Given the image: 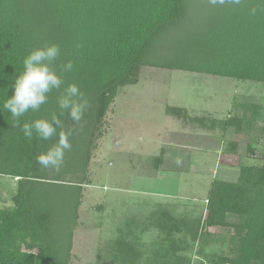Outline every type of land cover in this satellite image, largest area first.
I'll use <instances>...</instances> for the list:
<instances>
[{
    "label": "trees",
    "instance_id": "16d2710c",
    "mask_svg": "<svg viewBox=\"0 0 264 264\" xmlns=\"http://www.w3.org/2000/svg\"><path fill=\"white\" fill-rule=\"evenodd\" d=\"M261 2L212 7L207 0H0V176L17 178L12 205L0 207V264H68L93 148L91 135L118 89L136 83L141 66L264 83V11L248 13L252 3ZM203 9L210 15L206 26L187 29ZM46 42L60 46L52 67L59 72L58 65L71 59L73 71L65 73L64 85L48 94L39 111L22 116L20 124L50 120L53 111L59 113L57 96L68 83H75L91 102L83 131L69 137V152L78 164L65 162L58 173L61 179L50 176L35 159L58 136L44 141L34 134L30 141L25 139L3 107L23 71V58ZM246 106L253 108L250 117L232 109L219 121L199 117L192 121L209 130L219 127L222 133L229 128L236 134L245 132L253 152L264 139V124L255 125L260 106ZM166 113L187 119L178 107H167ZM60 118L65 129L72 126L67 113ZM238 145L230 140L226 147L236 152ZM207 193L204 225L196 227L191 241L197 243L198 253L214 244L211 255L198 264H264V150L261 164L241 165L232 182L213 179ZM230 214L237 216V223L226 222ZM155 217L165 218L167 224L152 222L151 227L163 229L165 235L151 252L128 230L97 254L105 251L112 264H135L144 254H150L151 264H190L179 254L186 249L181 246L185 242L172 236L180 225L164 210L153 213ZM214 226L232 227L227 251L221 245L216 249L217 238L203 229Z\"/></svg>",
    "mask_w": 264,
    "mask_h": 264
},
{
    "label": "rangeland",
    "instance_id": "374dc122",
    "mask_svg": "<svg viewBox=\"0 0 264 264\" xmlns=\"http://www.w3.org/2000/svg\"><path fill=\"white\" fill-rule=\"evenodd\" d=\"M205 11H199L187 29L202 30L210 18ZM246 105L260 106L255 125L261 127L264 83L141 66L136 83L118 89L91 135L93 148L68 264H112L104 256L105 251H97L128 230L139 236L145 249L153 250L165 233L151 224L157 220L164 225L167 221L162 217L153 219L152 215L162 210L180 225L178 232H172L175 240L185 242L181 246H187L180 255L189 258L190 264L211 255L214 243L198 253L197 243L191 241L196 227L204 225L209 185L213 179L235 181L241 165L261 164L264 139L250 152L245 132L236 134L229 128L222 133L219 127L209 130L192 119L219 121L232 109L250 117L253 108ZM167 107L181 108L187 119L168 115ZM230 140L238 142L236 152L227 150ZM71 155L65 152L66 164L77 165L78 160ZM50 176L61 179L51 171ZM16 180L0 176L1 208L12 205ZM226 222L237 223L238 218L230 214ZM203 229L217 238L216 249L221 245L228 250L232 227ZM148 256L144 254L135 264H151Z\"/></svg>",
    "mask_w": 264,
    "mask_h": 264
},
{
    "label": "clouds",
    "instance_id": "9594fccd",
    "mask_svg": "<svg viewBox=\"0 0 264 264\" xmlns=\"http://www.w3.org/2000/svg\"><path fill=\"white\" fill-rule=\"evenodd\" d=\"M246 0H207L212 7L224 5H242ZM257 11H264V2L252 3L248 13L255 16ZM79 48L80 45H75ZM60 46L46 42L42 47L31 49L23 58V71L15 78L13 91L4 100L3 107L10 112L14 126L21 128L23 136L31 140L35 134L40 140H50L58 136L55 143L46 151L37 153L36 163L44 170L59 173L65 164V152L70 151L72 144L69 137L83 131V116L91 107L88 96L75 83H68L57 96L59 113L53 111L50 120L37 118L20 124V118L30 110L39 111L48 102V94L64 85V74L73 71L71 59L58 65L59 72L52 65L60 57ZM67 113L72 126L65 129L61 116ZM58 129H60L58 131ZM177 163H180L177 160Z\"/></svg>",
    "mask_w": 264,
    "mask_h": 264
}]
</instances>
